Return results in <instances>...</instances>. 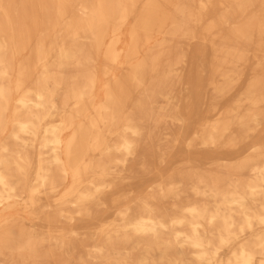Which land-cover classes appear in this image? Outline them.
Segmentation results:
<instances>
[{"label":"bare ground","instance_id":"6f19581e","mask_svg":"<svg viewBox=\"0 0 264 264\" xmlns=\"http://www.w3.org/2000/svg\"><path fill=\"white\" fill-rule=\"evenodd\" d=\"M0 264H264V0H0Z\"/></svg>","mask_w":264,"mask_h":264}]
</instances>
